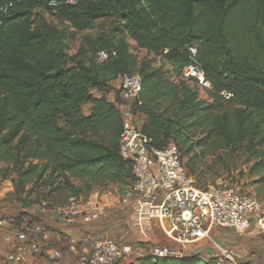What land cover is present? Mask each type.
Instances as JSON below:
<instances>
[{"label":"trees","instance_id":"1","mask_svg":"<svg viewBox=\"0 0 264 264\" xmlns=\"http://www.w3.org/2000/svg\"><path fill=\"white\" fill-rule=\"evenodd\" d=\"M107 19L99 37L85 34ZM189 46L211 85L205 98L181 77ZM100 50L110 55L102 66ZM130 74L142 79L138 128L150 147L176 144L199 189L219 166L236 170L239 152L264 181V0H84L56 11L48 0H0V180L54 209L97 187L123 195L134 176L120 155L127 106L113 83ZM218 260L149 254L129 264Z\"/></svg>","mask_w":264,"mask_h":264},{"label":"built area","instance_id":"2","mask_svg":"<svg viewBox=\"0 0 264 264\" xmlns=\"http://www.w3.org/2000/svg\"><path fill=\"white\" fill-rule=\"evenodd\" d=\"M83 1L48 0V5L56 11L62 5L75 6ZM109 59L110 55L104 50L95 56L100 66ZM181 77L202 91L211 88L196 46L188 47V63L181 69ZM120 81L121 97L127 107L119 150L122 159L130 163L134 176L133 185L120 197V205L131 210L141 230L144 223L156 222L167 238L179 245L175 251L169 247H154L150 255L153 258L183 257L185 245L205 240L214 227L243 234L255 223L264 232V205L256 196L242 192L232 183L199 189L195 178L187 173L176 144L171 143L163 150L149 146L148 138L138 128L131 112L142 88V79L139 74H130ZM223 96L230 98L227 93ZM97 211L98 206L89 201L83 206L73 204L58 208L54 213L66 224L89 225ZM41 238L48 240L41 226H29L26 219L19 222L0 216V256L7 264H41V257L51 264L61 261L63 253L55 247L42 246ZM76 241L72 238L71 244ZM86 242L89 251L75 264H119L133 254L131 246L119 245L107 238H90ZM219 254L218 259L227 264H251L227 249H221Z\"/></svg>","mask_w":264,"mask_h":264},{"label":"rangeland","instance_id":"3","mask_svg":"<svg viewBox=\"0 0 264 264\" xmlns=\"http://www.w3.org/2000/svg\"><path fill=\"white\" fill-rule=\"evenodd\" d=\"M49 22L56 24V21L51 17L47 16ZM109 19L100 21L96 24L95 28L91 31L86 32V35L93 37H99L104 33L105 29L109 24ZM79 39L74 43H71V53L75 52V49L79 46ZM121 81H115L113 86L116 91L120 90ZM201 96L205 98L204 92L201 91ZM136 123L140 124V118L135 119ZM247 156L242 152H239L235 157L230 160V163L236 165V170L228 173L224 167L219 166L214 172H211L208 176H212L209 180V187H217L224 183H233L244 193L256 196L264 205V181L259 180L260 177H253L249 174L251 163H247ZM206 171V168H204ZM116 196H122L119 187L110 185L108 187H97L88 196H82L81 198L74 200H61L64 205H58V207L50 208L49 206L35 204V196L27 197L23 195L21 198L16 197L14 194V186L12 180L1 181L0 180V216L13 219L21 220L26 219L30 221L34 217L35 224L46 229L48 232H52V241L45 243L48 247H57L63 253V259L58 263L54 264H75V258L71 252V247L75 246L78 249L84 247L82 240L85 238H107L112 242L118 243L119 245H129L132 247L133 254L126 261L119 264H129L132 261L149 255L154 247H169L171 249L178 250L176 245L167 238L162 229L156 222H146L143 224L144 232L146 236L140 234L141 229L136 226V221L133 219V215L130 209H121L118 207H110L109 200L116 198ZM97 201L100 204L106 205V211L95 215L97 221L91 222L87 226L75 225L79 232L83 235L77 236H65L61 233V229L57 228L56 223L53 220L57 219L55 210L64 206L80 205L83 206L89 201ZM109 201V202H107ZM33 218V219H34ZM145 226L148 229H145ZM206 227V225H205ZM84 228L87 231L84 232ZM214 227L209 236L211 237ZM58 234V235H55ZM106 234V235H103ZM58 236H64L65 238L61 243L58 242ZM34 237V236H33ZM77 239L75 244H71V239ZM154 239V240H153ZM206 243H210L207 239ZM186 254V253H185ZM41 264H48L44 258H39ZM0 264H7L4 257L0 256ZM51 264V263H49Z\"/></svg>","mask_w":264,"mask_h":264},{"label":"crops","instance_id":"4","mask_svg":"<svg viewBox=\"0 0 264 264\" xmlns=\"http://www.w3.org/2000/svg\"><path fill=\"white\" fill-rule=\"evenodd\" d=\"M109 98L113 99V94H110ZM140 123H142V118H140ZM120 197L121 196L119 197L116 196V198L109 200L110 201L109 206L111 208L116 206L118 208L125 209L120 205ZM90 202L95 203L98 206V211L96 212V215L106 211V205L100 204L97 201H93V200H91ZM97 220L99 219L93 218L92 222ZM52 221L56 223L57 225L56 227L60 228L61 233L65 236L66 235L77 236L80 234L83 235V233L79 232L78 228H76L75 225L66 224L65 222L60 221L58 218L57 219L55 218V220L52 219ZM82 226H87V225H82ZM145 229L148 228L145 226ZM85 231H87V229L84 228V232ZM144 231L145 230L143 227V229L140 232V234L143 237L147 235V233H145ZM46 233L48 236V240L44 241L41 238L40 242L42 245H46L45 243L52 241V232H48L46 230ZM64 238H65L64 236H58L57 240L59 243H61ZM88 239L89 237L82 240V242L85 244L83 248L78 249L75 246L71 247L70 250L75 258V263L79 259V257L88 253L89 248L86 242V240ZM207 239L210 241V243H206L205 240ZM205 240L195 244L185 245L182 248L183 256H197L205 260L211 258L216 259L220 256L219 252L221 251V249H227L235 257L241 259L244 262H248L251 264H264V232H262L255 225V223H253L251 228L246 233L243 234H240L232 229H227L222 227H219V229L215 228L211 234V237L208 236V238H206ZM172 243L176 245L177 248H179L178 244L174 243L173 241ZM218 264H227V263L219 259Z\"/></svg>","mask_w":264,"mask_h":264}]
</instances>
